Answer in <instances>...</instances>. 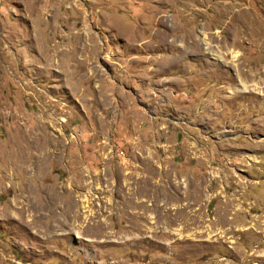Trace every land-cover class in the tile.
<instances>
[{
	"label": "rangeland",
	"instance_id": "rangeland-1",
	"mask_svg": "<svg viewBox=\"0 0 264 264\" xmlns=\"http://www.w3.org/2000/svg\"><path fill=\"white\" fill-rule=\"evenodd\" d=\"M0 264H264V0H0Z\"/></svg>",
	"mask_w": 264,
	"mask_h": 264
},
{
	"label": "bare ground",
	"instance_id": "bare-ground-1",
	"mask_svg": "<svg viewBox=\"0 0 264 264\" xmlns=\"http://www.w3.org/2000/svg\"><path fill=\"white\" fill-rule=\"evenodd\" d=\"M236 56H238V55L236 54ZM236 56H235V57H236ZM90 197H91V196H90ZM88 201H89V200H88ZM145 220H146V219H145Z\"/></svg>",
	"mask_w": 264,
	"mask_h": 264
}]
</instances>
